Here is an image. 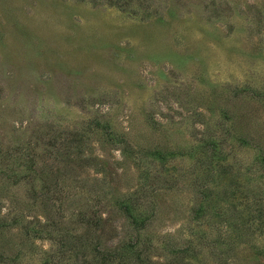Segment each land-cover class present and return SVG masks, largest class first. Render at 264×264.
Returning <instances> with one entry per match:
<instances>
[{"label":"rangeland","instance_id":"rangeland-1","mask_svg":"<svg viewBox=\"0 0 264 264\" xmlns=\"http://www.w3.org/2000/svg\"><path fill=\"white\" fill-rule=\"evenodd\" d=\"M263 175L264 0H0V264H264Z\"/></svg>","mask_w":264,"mask_h":264},{"label":"trees","instance_id":"trees-1","mask_svg":"<svg viewBox=\"0 0 264 264\" xmlns=\"http://www.w3.org/2000/svg\"><path fill=\"white\" fill-rule=\"evenodd\" d=\"M216 146H218L217 144L212 143V151L211 154L212 156L217 159V155L219 153L218 150H216ZM264 176V175H263ZM125 210V208H124ZM200 212V209L199 211ZM125 216L131 220V222L135 221V217L131 216L130 214H125ZM145 220V219H144ZM88 222L91 225H96L97 223L100 222V219H95L92 220L91 218L88 220ZM50 223V222H49ZM144 223L142 220H140L139 222V226H143ZM5 223H3L0 219V227H4ZM24 231V235L25 237L29 236V234H32L34 236L38 235L39 237L42 236L43 234H46L47 236V230L42 229V228H37V227H33L30 225H27L25 227H23ZM50 240H52L51 238H48ZM130 241V240H129ZM128 241V243L123 244V242L121 241L120 243L117 242L113 245H110L109 247L106 248V250L102 251V253L100 254V256L104 259H110V260H118V263L116 264H143V259H141L140 254L143 253L142 249L141 250H137V251H133V248L135 247L134 243L130 244V242ZM73 242L71 243H62L59 244L56 253L54 254L53 252H44L43 253V259L42 261L45 262V264H48L50 261L52 264H57V262H55V258H59L62 259L65 258L64 261H60V262H64V264H70L69 260L72 258L74 259L75 257V253L73 252ZM72 251V252H70ZM220 256V252L217 253ZM131 255V256H130ZM130 256V258L128 257ZM80 264V263H77Z\"/></svg>","mask_w":264,"mask_h":264}]
</instances>
